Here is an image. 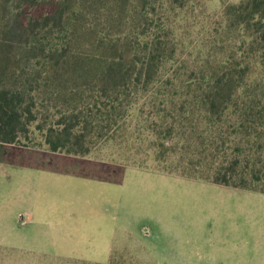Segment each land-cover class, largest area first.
<instances>
[{
	"label": "trees",
	"instance_id": "obj_1",
	"mask_svg": "<svg viewBox=\"0 0 264 264\" xmlns=\"http://www.w3.org/2000/svg\"><path fill=\"white\" fill-rule=\"evenodd\" d=\"M121 1L138 13L116 16L130 40L99 30L93 41L60 10L4 22L0 143L84 156L117 141L125 156L107 158L141 167L132 153L146 145L161 171L264 193V0L226 4L192 64L151 12L197 0Z\"/></svg>",
	"mask_w": 264,
	"mask_h": 264
},
{
	"label": "rangeland",
	"instance_id": "obj_2",
	"mask_svg": "<svg viewBox=\"0 0 264 264\" xmlns=\"http://www.w3.org/2000/svg\"><path fill=\"white\" fill-rule=\"evenodd\" d=\"M238 1L197 0L169 15L157 3L151 14L192 64L201 31ZM123 3L0 0V31L16 12L60 10L93 41L99 30L130 40L117 15L133 24L138 13ZM116 142L84 156L0 143V264H264V193L161 171L146 145L132 153L143 167L113 162L126 154Z\"/></svg>",
	"mask_w": 264,
	"mask_h": 264
}]
</instances>
